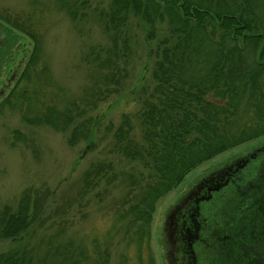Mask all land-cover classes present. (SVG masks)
Returning <instances> with one entry per match:
<instances>
[{"label":"trees","instance_id":"16d2710c","mask_svg":"<svg viewBox=\"0 0 264 264\" xmlns=\"http://www.w3.org/2000/svg\"><path fill=\"white\" fill-rule=\"evenodd\" d=\"M56 2L73 22L92 19L104 40L82 57L88 75L79 102L48 105L33 124L69 132V147L83 142L93 154L79 181L81 199L123 188L108 216L117 226L103 242L67 236L61 226L32 240L45 199L25 190L15 207L0 206V242L12 243L0 264H108L117 233L142 264L157 202L197 166L264 136V0H107L101 8L90 0ZM139 44L148 78L128 87ZM34 47L25 73L38 60ZM121 94L136 110L101 130L93 112Z\"/></svg>","mask_w":264,"mask_h":264},{"label":"rangeland","instance_id":"374dc122","mask_svg":"<svg viewBox=\"0 0 264 264\" xmlns=\"http://www.w3.org/2000/svg\"><path fill=\"white\" fill-rule=\"evenodd\" d=\"M106 1L90 0L99 7L105 6ZM0 27L7 35L0 51V206L15 207L21 193L32 189L45 199V210L35 224L32 240L61 226L67 236L85 241L97 235L103 242L107 231L117 226L112 225L108 216L122 198L123 188L115 187L102 195L93 191L81 199L77 195L79 181L93 154L84 152L83 142L69 147V132L56 131L39 122L33 124L36 114L48 105L63 109L68 102H79L88 75L81 60L88 45L103 42L102 31L92 19L70 20L56 0H0ZM132 31L135 38L142 39L143 33L135 25ZM35 41L38 60L33 70L25 73ZM134 50L137 55L128 87L148 78L144 50L140 44ZM22 96L26 98L23 100ZM131 99L127 94L112 95L99 104L93 116L101 130L111 122L117 125L123 112L131 114L136 110ZM259 146H264V136L217 154L189 172L157 202L148 241L142 250V264H167L165 225L174 205L209 173L234 163ZM110 244L108 264H136L135 249L126 250L121 234L117 233ZM11 246L10 241L2 240L0 252Z\"/></svg>","mask_w":264,"mask_h":264},{"label":"water","instance_id":"95a60500","mask_svg":"<svg viewBox=\"0 0 264 264\" xmlns=\"http://www.w3.org/2000/svg\"><path fill=\"white\" fill-rule=\"evenodd\" d=\"M164 235L167 264H264V146L199 180Z\"/></svg>","mask_w":264,"mask_h":264},{"label":"flooded vegetation","instance_id":"af4514ba","mask_svg":"<svg viewBox=\"0 0 264 264\" xmlns=\"http://www.w3.org/2000/svg\"><path fill=\"white\" fill-rule=\"evenodd\" d=\"M5 43H6V42H4L3 45H5ZM1 50H2V46L0 47V51H1ZM189 191H191V190H189ZM187 194H188V193H187ZM187 194H186V195H187ZM186 195H185V196H186ZM185 196H184V197H185ZM179 201H181V200H179ZM179 201H178V202H179ZM177 204H178V203H177ZM177 204H176V205H177ZM176 205H174V206H176ZM173 208H174V207H173Z\"/></svg>","mask_w":264,"mask_h":264}]
</instances>
